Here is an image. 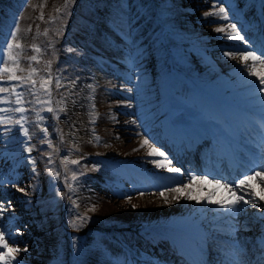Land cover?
<instances>
[{"label": "rangeland", "instance_id": "1", "mask_svg": "<svg viewBox=\"0 0 264 264\" xmlns=\"http://www.w3.org/2000/svg\"><path fill=\"white\" fill-rule=\"evenodd\" d=\"M218 3L225 8L228 21L209 17L213 22H205V12L218 10L214 7L217 0H96L102 13L91 15V24L85 20L80 25L81 30L76 29L65 38L66 50L75 51L70 52L60 72L67 78L78 77L74 97L78 102L73 106L70 97L67 112L62 113L59 120L46 119L44 124L50 135L54 131L58 137L60 133L64 136L66 147L60 149L59 160L64 155L83 160L87 155L82 154L77 145L91 144L96 151L93 159L98 166L95 168L107 182L98 194L106 200L102 203L101 217L130 221L127 224L137 225L140 239L136 242L135 234L126 227L107 228L92 222L79 228L72 227L66 235V240L70 239L68 243L61 239L59 228L53 227L59 217L56 213H50L51 218L45 213L47 208L37 211L30 204H27L29 209L23 205L28 198L32 200L28 195L33 192L32 188L39 187V183L30 186L24 177L23 156L26 155L28 160L30 153L23 151L27 146L22 143L24 138L13 129L6 138H0V179L10 181L0 187V202H11L9 211L0 216V231L6 234L10 247L28 248L27 252L16 254L21 264H74L75 254L88 250L112 264H138L120 250L118 246L122 240L140 248L138 251L136 247L131 248L140 260L147 259L150 264H176L172 258L176 252L171 248L177 246L163 240V231H176L183 236L188 245L181 244L195 251L202 264H229L227 259L242 264L247 258L257 257L252 250L255 247L256 251L261 250L258 248L261 244L253 245L251 238L260 243L264 241V221L252 206H245L246 211L229 218L220 215L221 210L215 205L185 199L186 193L173 199L177 193L167 189L187 183L190 175L198 174L193 172L192 165L177 161L180 156L177 146L171 147L175 157L171 160L173 166L182 169L180 174L156 168L149 161L159 158L149 157L148 147H141L145 137L154 146L162 147L159 140L168 125L173 127L177 122L195 125L196 119L207 126L213 123L207 120L208 117L201 116L207 102L217 109L218 112H214L219 113L220 120L229 123L215 124V129H219L215 132L205 126L211 131L210 136L221 134L222 138H228V133L232 136L229 137L232 145L248 152L240 153L247 165H253L254 161L264 162V92H258L251 83L255 80L258 85L259 81L247 74V68H242L239 55L246 50L261 55L254 49V44L260 45L264 54V31L260 32V23L264 22V0H218ZM64 5L65 0H0V46L6 49L10 32L17 30L13 42H19L23 49L22 52L13 50V54L20 52L23 71H18V75L27 76L31 67L38 69L37 80L46 75V66L32 62L30 67L29 58L35 54L33 46H37L36 38L41 34L39 24L51 20ZM229 23L237 25L248 43L222 39L223 34L214 31L217 27L227 29ZM259 38L262 44H259ZM225 51L238 55L233 59L225 56ZM252 63L247 62L248 66ZM3 66L0 63V68ZM194 69L204 76L201 80L192 77ZM261 70L262 66L257 63L256 71ZM6 80L0 73V81ZM89 84L93 87L87 88ZM60 95L56 93L54 98L59 99ZM93 106L94 111L90 112ZM27 115L30 121L36 119L35 113ZM92 119L95 123L90 122ZM29 128L33 137L31 144L40 137L31 123ZM3 131L0 128V132ZM204 136L207 135L202 133L201 138ZM257 138L261 147L254 150L255 144L251 142ZM217 140L202 145L203 149L198 145L196 149L210 156L218 146ZM69 149L75 150L69 153ZM194 156L198 160L197 152ZM209 158L212 161V157ZM203 169L215 172L219 175L217 179L226 183L239 180L231 178L228 167L222 174L211 163ZM160 181L167 185L163 186ZM81 183L79 178L75 190L68 191L71 200L61 214L64 224H71V219L66 216L77 213L80 197L87 203V193ZM254 183L264 186L262 181L255 180ZM13 184L25 191H18ZM213 189L211 184L202 188L195 185L192 192L203 197ZM161 191L167 200L160 195ZM141 192L144 195H140ZM234 229L243 232L248 243L235 241L232 237ZM41 240L48 244L43 246ZM145 252L151 255L143 259L141 253ZM180 259L184 264V256ZM262 259L259 264H264V257Z\"/></svg>", "mask_w": 264, "mask_h": 264}, {"label": "snow or ice", "instance_id": "2", "mask_svg": "<svg viewBox=\"0 0 264 264\" xmlns=\"http://www.w3.org/2000/svg\"><path fill=\"white\" fill-rule=\"evenodd\" d=\"M74 3V0H65V8ZM218 8L217 11L205 12V22H213L209 20V17L213 19H222L224 21L229 20V16L225 11V8L219 6L218 0L217 4L214 6ZM59 11V10H58ZM41 19L43 16L41 15ZM216 33L223 34L222 39L228 41H242L248 43L246 37L241 35V30L237 28L234 23H229L227 29L225 27H217L214 29ZM18 35L17 30H12L10 32L11 39L6 41V49L0 46V63L4 66L0 68V73L6 76V82L0 81V128H3V132H0V138H6L8 133H11L13 129H17L20 135L24 138L22 143L27 145L24 147L23 151L31 153L34 150V146L30 144L32 140V133L29 128L31 123L39 132L40 144L47 145L48 149H52L53 152H59L53 141L49 139L50 133L48 126L44 124L46 119L59 120L62 113L67 112V105L69 98L72 97V104L78 102L75 100V89L78 83V77L76 79H71L65 77L59 70V68L53 69L54 60H49L46 69V75L40 77L39 80L35 78L38 69L31 67L32 62H38L40 57L43 55L44 49L39 46H33V51L35 54L31 55L29 58V65L31 71L27 76L18 75V71H23L20 67V52L13 54V50L17 49L21 52L23 51L22 46L19 42H13L16 40ZM69 52H74V49H68ZM225 56L235 59L237 53H230L228 51L224 52ZM240 60L242 62V68H247V74L249 76L256 77L259 81L257 85L256 81L251 83L256 87L258 92H264V54L257 55L255 51L246 50L240 53ZM5 57L7 58L5 60ZM252 61V65L248 66L247 62ZM259 63L262 66L260 72L256 71V64ZM9 64L11 66H9ZM14 82V83H12ZM87 88H92V85H86ZM63 90V92L61 91ZM55 93H61L59 99H55ZM130 106V105H129ZM94 111V106L90 109V112ZM27 113H35L36 119L30 121ZM91 123H95L92 119ZM60 143L64 142V136L62 133L59 134ZM147 146L149 151L147 155L149 157H158L159 159H152L149 162L152 163L158 169H165L170 174H180L182 169L180 167L173 166L172 160L169 158L168 154L161 150L159 147L154 146L150 139L145 137L141 142V147ZM75 149H69V153ZM136 150V149H134ZM60 165L62 166L63 173L54 168L55 161L53 159L52 152L47 155L46 164L47 173L55 180L59 181L63 178V182L69 192L75 190L76 183L79 180V175L74 168L69 167L70 165H79L80 160L70 159L68 155H64L60 158ZM28 163L32 165V173H36V163L37 161L32 159L31 156L28 158ZM71 174L70 176L68 174ZM259 178V180L264 181V165L260 166L259 171H254L252 174H244L243 178L233 182L226 183L221 179H209L207 175H190L188 182L184 183L175 188H169L168 191L177 193V196L173 199H178L180 195H184V198L190 201H195L197 204H208L217 206L221 212L220 215L227 216L229 218H235L238 214L243 213L247 209L245 206H252L253 209L259 216L261 220L264 221V186L254 183V181ZM6 182L0 179V187H2ZM211 184L214 186L212 192L206 196L194 195L192 188L195 185L201 186ZM16 187L18 191L24 192V188H18L16 184L12 185ZM257 188L259 191H257ZM249 189L250 191H246ZM240 193V194H238ZM63 196V193H60ZM140 195H144L143 192ZM160 195L167 200L165 193L160 192ZM130 200L131 197H128ZM73 203H75L73 201ZM11 207V202L7 204L0 202V216ZM135 208V205H132ZM80 223L75 220L71 221V226L74 228L81 227L87 222V217H77ZM19 232V230H17ZM10 235V234H8ZM28 248L23 249L19 247H10L9 243L6 241V234L0 231V264H21V260L18 259L17 253L27 252ZM262 256L264 257V248H262ZM229 264H235V261L227 259ZM259 264V262H258Z\"/></svg>", "mask_w": 264, "mask_h": 264}, {"label": "trees", "instance_id": "3", "mask_svg": "<svg viewBox=\"0 0 264 264\" xmlns=\"http://www.w3.org/2000/svg\"><path fill=\"white\" fill-rule=\"evenodd\" d=\"M59 1L62 2L64 0ZM101 10L102 7L96 4V0H74V3L70 4L67 9L64 5L56 15L52 16L51 20L41 22L39 24V31H41V34L37 36L36 42L37 46L44 49V52L38 62H40V64L43 66H46L49 60H54L55 63L53 64V69L55 70L56 68H59V70H61L62 66L65 65V62H67L70 57V52L66 50L67 48L64 46L65 38L71 34H74L76 29L81 30L80 25L82 24L83 20L88 19L93 13H101ZM191 75L196 80H201L204 77L201 74L199 75L195 69L191 71ZM49 139L53 141V144L57 146L59 151L60 149L66 147L65 144L60 143L58 136L54 131L49 136ZM31 145L34 146V150L30 153V156L37 161L35 165L36 173L33 175L31 171L32 165L28 163L26 155L23 156L25 159L24 167H22V169L25 168L24 177L28 179L30 186L35 183H39V187H34L31 189L33 192L31 193L30 191V195L28 196L32 197V200H29L28 198V201L24 202L23 205H25L27 208V204H30L32 208L38 209L37 211L47 208L45 213L51 216V218H53V216L50 213H56V217H59L57 218L58 221L56 219V223L53 224V227H58L60 238L66 240V235L72 230V226L71 224H64L65 221L63 222L64 219L62 218L61 214L62 212H65V206L68 202H70L71 199L68 194V189L63 182V178H61L59 181L53 179L47 173L48 165L46 164L47 155L49 152H52L53 159L55 161L54 168L59 169L63 173L62 166L59 162L60 160L58 159L59 152H53L52 149H48L46 144L41 145L40 139H36L31 143ZM77 148L82 154L87 155V157H84L83 160H80L79 165H70L69 167L74 168L77 171L79 178L82 181L81 185L87 193V203L80 197L78 201L77 213L73 216L67 215L66 218L80 223V221L77 219L78 216L87 217L88 223H96L97 226L99 225L107 228H125L129 225L127 223L130 221L123 220L122 218L113 217L104 219L101 217V208L104 206L102 203L106 202V200L100 198V195L98 194H100V188L106 186L107 182L103 180V174L100 171L98 172L95 168L98 166V164H96L93 159V157H95L94 155H96V151L92 149L91 144L81 143L77 145ZM68 175L70 176L71 174L69 173ZM36 180L37 182H35ZM60 193H63L64 195L61 196ZM54 208H58L60 210H54ZM59 223L62 224L59 225ZM111 231L112 230H110V232ZM134 234L139 236L138 232H134ZM134 240L137 241L136 237ZM68 241H70L69 238H67L66 243H68ZM39 242L43 246L48 244L44 243L42 240ZM66 243L65 245L68 247V244ZM122 245L129 248L136 247V245H132L125 240H122ZM40 247L42 248V246ZM136 248L137 251L140 250L139 247ZM84 252L75 254L73 261L74 264L113 263L110 260L102 258V256H96L89 250L87 253ZM134 254L137 258L141 259L140 256H137L138 254H136V251H134ZM141 255L143 259L144 257L148 258L149 256L148 253H141ZM141 262L143 264H150L148 263L147 259L141 260Z\"/></svg>", "mask_w": 264, "mask_h": 264}, {"label": "bare ground", "instance_id": "4", "mask_svg": "<svg viewBox=\"0 0 264 264\" xmlns=\"http://www.w3.org/2000/svg\"><path fill=\"white\" fill-rule=\"evenodd\" d=\"M247 28V27H246ZM255 45V49L256 51H260L261 50V47L257 44H254ZM214 111H217V109L215 107H213V105H211V103H205V108H203V112L201 113V116L202 118H207V120H210V121H213V123H211L210 125L208 124L207 125H204L203 123H200L199 122V119L195 120L194 122L196 123L195 125H192L191 124H187V125H179V123L175 124L173 127L172 126H167L166 128V135L165 137H163L162 139H160V143L162 145V147H160L162 150L166 151V153H168L169 155V158L170 159H175L174 156H172L171 154V147L173 145H175V133L179 134V133H189L190 135L187 136V139L185 140V142L181 145V148H179V157H177V161H182L188 165H192V168H193V172L198 175H207L209 179H217L219 178V175H215L216 173L213 172V171H206L205 169H203V167L205 166L206 168L209 166V164L211 163V166H214V168H217L219 169L220 171V174H222L223 172L225 173V168L228 166L229 168V171L231 173L230 176H233L235 177L236 175V179H241L243 178V175L244 174H248V173H253L254 171L256 170H259L260 169V166L264 165V162L261 161L262 164H259V163H256L258 161H254V164L253 165H247V166H244V167H241V158L239 159H236V161L233 163V165H228V163L226 162V160H218V155L215 151V148L211 151V155L209 156V154H206L205 151H201L199 152L200 150L196 149V147H203L202 145H208L209 142L211 143H216L219 139V143L221 141V147L223 150H227L226 148H229L232 144H230L229 140L227 137L223 138V139H220L218 137V135H214V137H212V135L210 136V133L211 131H207L205 126H207L210 130H214V132L216 130H219V129H215V124L216 125H222L224 126V124H229V123H226L225 120H220V115L216 114V112ZM218 112V111H217ZM177 120L174 119V122H176ZM263 127H264V124H263ZM219 128V127H217ZM197 131V132H196ZM200 132V133H199ZM206 134L207 136H204L203 138H201V134L202 133ZM191 135H193V137L191 138ZM227 135L229 137H232L231 135H229L227 133ZM259 141L260 139L257 138V141L255 142H251L255 147L253 148L254 150H257L258 148H260L261 146L259 145ZM172 144V146H171ZM218 144V143H217ZM225 147V148H224ZM173 148V147H172ZM205 148V147H203ZM264 148V147H262ZM194 152H197L199 154L198 156V160L195 158L194 156ZM242 153H246L245 151H242ZM209 157H212V161H210V158ZM172 159V160H173ZM211 168V167H210ZM205 171V172H204ZM241 172V173H240ZM237 173H240L239 175ZM227 176V175H225ZM222 180V179H221ZM257 181H261L259 180V178L256 179ZM223 181V180H222ZM162 182L164 185L163 186H166L167 185V182H163V181H160ZM264 182V181H262ZM240 194V193H238ZM249 214V213H248ZM256 224V223H255ZM256 226V225H255ZM163 235H165V237H163V240L164 241H167L171 244H174V246H177V247H174V248H171V250L173 249V252L175 251L176 253H173V258L176 259L178 256L181 255V250H182V256H184V264L185 262H189L188 258H190L193 263L191 264H201V262L199 261L200 260V257L199 255L194 251L190 252V253H187L186 251V245H188V241L185 240L184 242V238L183 236H181L178 232L176 231H163L162 233ZM169 234H172L174 236H167ZM233 239L235 241H239L241 242V244H244V243H248L247 242V237L245 236V234L237 229H234V234L232 235ZM187 243L186 245H183L181 243ZM251 242L254 243L253 245H257V244H261V246H259L258 248L262 250V248H264V241H262L260 243V241H257L253 238H251ZM257 248L255 247L254 250H252L253 253L256 254L257 257H255L256 261L259 262L261 260H263L261 257L262 254H261V250L259 251H256ZM231 251V250H230ZM231 253H228V256H230ZM254 259L252 258H247L245 260H243L241 263L242 264H249V263H253ZM226 264H228V262H226Z\"/></svg>", "mask_w": 264, "mask_h": 264}]
</instances>
